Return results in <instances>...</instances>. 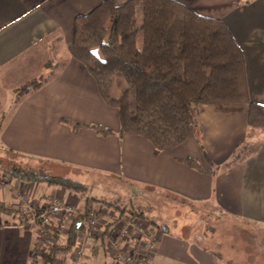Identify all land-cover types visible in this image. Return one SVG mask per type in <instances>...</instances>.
Segmentation results:
<instances>
[{
	"label": "crops",
	"instance_id": "crops-1",
	"mask_svg": "<svg viewBox=\"0 0 264 264\" xmlns=\"http://www.w3.org/2000/svg\"><path fill=\"white\" fill-rule=\"evenodd\" d=\"M103 1L0 0V146L41 162L53 175L82 183L80 178L91 173L105 182L130 181L151 193L160 191L187 201L194 206L192 212L210 209L238 222L240 230L264 232V127L249 125V104L204 105L189 138L161 152L143 136L119 133L118 110L105 102L95 78L69 51L75 18ZM176 1L199 15L224 21L244 54L250 99L264 105V0ZM41 75L46 78L41 86L18 95L21 85ZM72 123L84 126L75 129ZM94 124L112 132L102 135L89 126ZM247 144L254 147L234 161L238 149ZM201 146L216 168H210ZM190 157L210 172L192 167L187 162ZM2 182L0 264H33V250L43 230L64 233L66 240L72 234L73 223L60 217L45 227L26 222L20 206L26 194L41 208L58 198L77 206L82 217L89 210L98 211L100 226L90 233L88 246L97 253L101 240L109 264H121L114 260L107 239H117V223L127 210L117 214L106 201L45 182L16 177ZM188 215L192 213H179L172 227L159 226L153 217L144 219L158 239L149 264H264V255L251 254L247 246L243 253L249 257L243 262L240 248L223 246L213 227L198 230ZM262 242L260 250H264Z\"/></svg>",
	"mask_w": 264,
	"mask_h": 264
},
{
	"label": "trees",
	"instance_id": "trees-1",
	"mask_svg": "<svg viewBox=\"0 0 264 264\" xmlns=\"http://www.w3.org/2000/svg\"><path fill=\"white\" fill-rule=\"evenodd\" d=\"M69 51L95 78L105 102L118 110L119 133L145 137L156 152L186 141L199 125L206 104L247 103L249 125L264 127V105L250 99L244 54L224 21L199 15L176 0H127L121 4L104 0L75 18ZM44 80L29 81L17 92L37 89ZM89 126L102 135L112 132L102 125ZM244 147L238 149L234 161L246 151ZM201 149L210 168H216L203 146ZM187 162L209 171L194 157ZM27 168L20 164L6 173L75 191L87 189L86 184L53 175L45 168ZM74 222L65 244L52 240L58 231L49 232L48 246L33 256V264H58L77 245L83 224Z\"/></svg>",
	"mask_w": 264,
	"mask_h": 264
},
{
	"label": "rangeland",
	"instance_id": "rangeland-1",
	"mask_svg": "<svg viewBox=\"0 0 264 264\" xmlns=\"http://www.w3.org/2000/svg\"><path fill=\"white\" fill-rule=\"evenodd\" d=\"M56 60L58 61V59ZM42 79L44 80L46 78L41 75L40 77L34 78L32 80ZM27 82L29 83V81ZM17 93L18 95L23 94L22 92ZM248 146L249 145L247 144L244 148L246 150H250V148L254 147ZM241 154L243 155L244 152ZM20 164L25 165L26 169H28L27 167H34L36 170H39V168H44L41 162L36 160L34 161L32 159H27L11 152L9 153V151H4L3 148L0 146V181H3L2 183L8 182L11 178V176L6 173V170H11L15 166H20ZM112 179H110L108 182H105L102 180V177L100 175H94L92 173L84 175L80 178V180H82L87 185V189L86 192L83 191V193L81 191V193L86 194V196H90L91 198H94L96 200H100L102 202L106 201L112 204L117 214L119 213L117 212V210H127L126 214L128 215H126L123 220L117 223V229H119L123 224L127 223L129 220L133 219H137V221L142 222L143 226L147 227L148 224H146L144 219L147 221H151L152 217L156 218V221L158 222L159 226L169 225L172 227L171 224L174 223V220L177 219V217L178 219H180L179 213L185 212L186 215L192 213V215H188L187 217L190 219V221L192 220L193 222H196L195 226L196 228H198V230L203 231L204 228L208 230L209 228L213 227L216 230L220 241H222L223 246L227 244H232L233 248H240L242 250V255L244 256L243 262L247 263V258L249 257L248 255L246 256L247 252H245V255L243 253V248L245 246L252 249L250 250L251 254L259 255L261 252L264 255V250L259 249L260 244L263 243L262 240L264 241V232L258 230L254 231L253 229L240 230L238 222L227 217L221 218L215 215L216 213L212 212L210 209L196 208V211L192 212L194 206L188 203L187 201H184L179 198L175 199L170 195H163L160 191H155V193H151L149 191H146L147 189L144 185H139L137 183L133 184L130 181L120 183L117 181V179ZM133 185H135V188L132 189L131 186ZM143 190L146 194L141 193ZM26 196L28 197L27 194ZM114 213L113 215H115ZM129 213L133 215L131 216ZM119 216L123 217V215ZM73 221L75 220H68L67 223H72ZM49 234L51 235V233ZM58 234L59 236H55L56 239L53 238L52 240H55L57 243L65 244L67 240L64 233L60 234L58 232ZM80 236L81 235H79L78 241H81L83 244L81 245L83 254L79 257L76 250L77 245L72 246L70 250H67L61 256V260L58 264H66V262L68 264H73L72 260L75 254H77L79 258L78 264H104L105 262L107 264L110 263V256L108 253H106V249L103 248L101 240L98 241L100 245L99 247L101 248L96 253L92 249V247L88 246L89 240H81L82 238ZM38 264H42L41 261H39Z\"/></svg>",
	"mask_w": 264,
	"mask_h": 264
},
{
	"label": "built area",
	"instance_id": "built-area-1",
	"mask_svg": "<svg viewBox=\"0 0 264 264\" xmlns=\"http://www.w3.org/2000/svg\"><path fill=\"white\" fill-rule=\"evenodd\" d=\"M23 200V201H22ZM21 212L25 221L30 224H40L43 227L50 225L54 217L66 220H76L83 224V230L79 235L81 240L89 239L90 233L96 231L100 226V215L96 210H89L83 217L77 206L64 203L61 199H54L44 210L32 206L26 195L21 197ZM42 238L37 244V250H33V256L46 249L49 243V232L43 230ZM117 239L108 238V247L113 252V258L121 264H149L152 254L156 251L158 239L156 234L142 225L137 219L129 220L123 224L115 233ZM120 241H124L122 245ZM82 242L77 243V253L83 254ZM78 255L73 256V264L79 263ZM66 264H68L66 262Z\"/></svg>",
	"mask_w": 264,
	"mask_h": 264
}]
</instances>
